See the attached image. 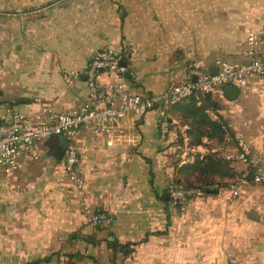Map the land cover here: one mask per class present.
I'll use <instances>...</instances> for the list:
<instances>
[{"label": "crops", "instance_id": "0c3cea01", "mask_svg": "<svg viewBox=\"0 0 264 264\" xmlns=\"http://www.w3.org/2000/svg\"><path fill=\"white\" fill-rule=\"evenodd\" d=\"M263 28L264 0H0V123L13 110L32 115L87 100L86 69L99 48L121 51L131 90L148 94L196 66L246 61L248 30ZM117 78L104 71L100 83ZM211 95L218 106L210 116L232 130L246 120L250 154L264 163V85L254 76L235 98ZM191 108L169 111L165 139L159 108L130 110L108 130L82 125V189L65 171V152L52 148L62 140H40L37 159L0 175V264H229L232 256L264 264V181L253 180L252 164L228 157L234 149L217 136L191 144ZM213 152L233 176L215 173L208 191L186 201L166 194L178 166ZM243 172L249 179L233 195ZM81 199L106 211L108 223H89Z\"/></svg>", "mask_w": 264, "mask_h": 264}, {"label": "built area", "instance_id": "2783aa9c", "mask_svg": "<svg viewBox=\"0 0 264 264\" xmlns=\"http://www.w3.org/2000/svg\"><path fill=\"white\" fill-rule=\"evenodd\" d=\"M245 44L244 52L248 56L246 61L231 63L218 59V70L215 73L203 66H196L190 70L188 78L170 83L162 92L148 94L131 90L124 77L126 65L122 64L124 56L121 51L112 46L97 49L86 69L87 100L63 110L46 105L32 115L13 110L10 117L0 123V175L12 173L26 162L37 159L40 156V140L52 134H62L68 139L64 154L65 171L74 184L82 189L85 181L79 164L80 146L76 142L82 125L92 126L96 130H108L111 122L130 110L144 115L153 108H159L162 113L160 134L165 139L171 124L169 111L172 105L182 99L190 95L204 96L214 91L223 93L225 87L232 83L245 93L250 90L254 76L257 82L264 85V28L259 31L248 30ZM104 71L118 77L108 87L100 83V75ZM193 75L197 76L195 80ZM246 123V120L240 121L233 130L230 126L226 127V140L236 138L238 145L237 152L229 154L228 157H236L252 164L253 180L264 181V163L260 160L262 154H250L251 145L242 130V125ZM248 179L247 172L237 177V184H232L233 195L239 192L238 184ZM168 192L175 200L182 202L203 190L170 180ZM81 206L92 225H105L110 220L106 211L93 209L85 199H81ZM229 264L242 263L232 256Z\"/></svg>", "mask_w": 264, "mask_h": 264}, {"label": "trees", "instance_id": "16d2710c", "mask_svg": "<svg viewBox=\"0 0 264 264\" xmlns=\"http://www.w3.org/2000/svg\"><path fill=\"white\" fill-rule=\"evenodd\" d=\"M183 102L190 103L193 108H191L192 110L190 109L192 114H189V116H191L192 120L189 121V124L192 125L197 137H190L189 142L191 144L201 141L200 136L202 134L217 136L220 141H223V138H225V129L228 127V124L219 114H217L215 119L210 116L209 109H216L218 106L211 93L199 97L196 95H190L172 105L171 109L183 104ZM188 130L189 129H187V131ZM182 140L183 139L180 141ZM205 158L206 159L203 160L200 157H196L193 163H184L183 165L178 166V174L172 179V181L180 185L195 186L201 188L203 191H208L207 187L215 182V173H218L220 176L234 175V172L230 171L228 159L225 156L220 155L219 152L209 153ZM191 176H193V178ZM218 182L222 183L220 185L226 183L220 180Z\"/></svg>", "mask_w": 264, "mask_h": 264}, {"label": "water", "instance_id": "95a60500", "mask_svg": "<svg viewBox=\"0 0 264 264\" xmlns=\"http://www.w3.org/2000/svg\"><path fill=\"white\" fill-rule=\"evenodd\" d=\"M122 64L124 65H127V61L126 60H123L122 61ZM218 70V67H212L210 69V71L212 73H215L217 72ZM196 75H193V79L195 80L196 79ZM225 92L226 94L229 96V97H232V98H235L237 95H238V88L235 86V85H227L225 87ZM58 134H52L51 137L54 138V137H57ZM62 135V134H61ZM68 145V139L63 135V138H62V141L60 144L58 145H54L52 148L53 150L55 151V153L58 154L59 157H62L64 152H65V149ZM167 195H170V193L167 191L166 192Z\"/></svg>", "mask_w": 264, "mask_h": 264}, {"label": "rangeland", "instance_id": "374dc122", "mask_svg": "<svg viewBox=\"0 0 264 264\" xmlns=\"http://www.w3.org/2000/svg\"><path fill=\"white\" fill-rule=\"evenodd\" d=\"M224 136H225V135H224ZM56 138L60 141V140H62L63 135L58 134ZM222 143H225V144H227L228 146H230V147H231L230 151H232V150L234 149V151L231 152V153H236V152H237L238 145H237V140H236V138H234V139L231 140V141H228V140H226V138H223ZM233 158H235V159L238 160V158H236V157H233ZM180 174H182V173H180ZM239 176H240V175H239ZM239 176H237V177H239ZM191 177L193 178V176H191ZM237 177H235V179H236Z\"/></svg>", "mask_w": 264, "mask_h": 264}]
</instances>
